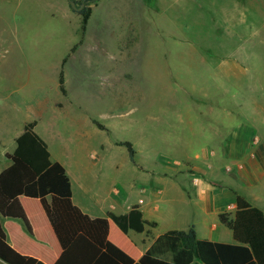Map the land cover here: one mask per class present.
<instances>
[{
    "label": "rangeland",
    "instance_id": "obj_1",
    "mask_svg": "<svg viewBox=\"0 0 264 264\" xmlns=\"http://www.w3.org/2000/svg\"><path fill=\"white\" fill-rule=\"evenodd\" d=\"M76 2L93 10L84 34L69 0H0V103L18 104L20 135L37 120L79 186L111 201L136 176L139 199L148 177L135 166L208 187L250 166V151L226 152L264 138V0ZM156 176L169 197L182 195Z\"/></svg>",
    "mask_w": 264,
    "mask_h": 264
},
{
    "label": "trees",
    "instance_id": "obj_2",
    "mask_svg": "<svg viewBox=\"0 0 264 264\" xmlns=\"http://www.w3.org/2000/svg\"><path fill=\"white\" fill-rule=\"evenodd\" d=\"M97 2L99 0H85ZM81 30L87 31L93 10L79 12ZM63 60L59 84L67 93ZM38 122L27 123L17 139V149L7 155L12 165L0 174V215L20 220L30 234L32 225L21 203L26 196L40 200L62 247L55 264H264V212L237 193L236 212L219 215V220L232 230L236 244L199 239L195 226L188 231H170L160 236L136 261L109 239L110 220L125 233H142L156 222L147 221L139 206L127 214L108 212L106 217L91 218L73 201L71 178L66 167L53 161L47 142L37 133ZM126 146L135 161L136 150L131 142ZM0 261L6 264H45L31 256L22 255L10 244L0 219Z\"/></svg>",
    "mask_w": 264,
    "mask_h": 264
},
{
    "label": "crops",
    "instance_id": "obj_3",
    "mask_svg": "<svg viewBox=\"0 0 264 264\" xmlns=\"http://www.w3.org/2000/svg\"><path fill=\"white\" fill-rule=\"evenodd\" d=\"M7 96H1L0 103V174L12 165L7 155L15 152L17 139L23 134L20 135L19 131L20 108L11 99V95ZM27 123L30 122L23 124L24 130ZM38 128L39 122L36 131L47 142L53 161L60 162L66 167L72 182L74 203L91 218L106 217L108 212L118 215L127 214L134 206H139L147 221L157 223L156 227L147 226L142 233L133 230L125 233L114 221L110 220V241L136 261L143 257L160 236L170 231H188L193 225L199 239L236 244L232 230L220 222L219 215L229 213L233 216L235 214L237 193L242 194L253 206L264 212V181L260 178L264 176L263 137L256 141L253 140L252 143L247 139L244 144L243 140H241L242 143L237 140V146L228 145L226 156L229 154L241 160L248 154V151L252 155L249 167L241 163L235 168H228L230 173H233L229 176L230 183L228 184L220 185L216 176H210L208 178L212 184L208 187L206 184H201L199 177L194 176L192 179L185 176L184 178L181 177L179 171L169 173L170 170L167 167L157 172L140 171L135 166V176L137 172H140L148 177L147 183L139 188L141 194L139 199L133 200L138 191L136 176L129 187L127 186L128 189L117 190L115 198L111 201L107 198L100 199L94 190L83 181V178L82 182L80 181V187L77 182L78 176L69 169V162L56 154L57 152L53 153L51 139L45 133H40ZM200 158L201 156L197 155L196 159ZM156 175L178 183L182 195L175 199L169 197L167 190L155 183V179L159 178ZM196 179H198L197 183ZM20 200L32 225L33 234L28 232L22 221L4 218L0 215L10 244L22 255L34 257L45 264H55L63 250L40 200L26 196H22ZM184 213H186V218L181 220ZM208 216H213L212 220H208Z\"/></svg>",
    "mask_w": 264,
    "mask_h": 264
},
{
    "label": "water",
    "instance_id": "obj_4",
    "mask_svg": "<svg viewBox=\"0 0 264 264\" xmlns=\"http://www.w3.org/2000/svg\"><path fill=\"white\" fill-rule=\"evenodd\" d=\"M71 7L78 12H81L85 8V3L81 4V6H78V3L76 0H69Z\"/></svg>",
    "mask_w": 264,
    "mask_h": 264
},
{
    "label": "built area",
    "instance_id": "obj_5",
    "mask_svg": "<svg viewBox=\"0 0 264 264\" xmlns=\"http://www.w3.org/2000/svg\"><path fill=\"white\" fill-rule=\"evenodd\" d=\"M195 182L197 183L198 182V179H196Z\"/></svg>",
    "mask_w": 264,
    "mask_h": 264
}]
</instances>
